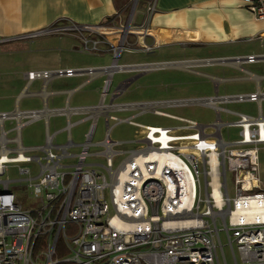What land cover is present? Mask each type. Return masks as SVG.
I'll list each match as a JSON object with an SVG mask.
<instances>
[{"label": "built area", "instance_id": "built-area-1", "mask_svg": "<svg viewBox=\"0 0 264 264\" xmlns=\"http://www.w3.org/2000/svg\"><path fill=\"white\" fill-rule=\"evenodd\" d=\"M136 1L132 0L124 22L65 21L29 34L74 35L82 51L108 53L110 62L26 74L28 80L76 74H84L88 80L103 74L98 104L71 109L87 112L91 122L71 164L63 162L71 156L69 138L57 145L54 134L47 131L44 145H23L22 127L43 117L44 111L15 108L0 112V175L8 163H35L38 167L35 174L29 167H18L25 177L17 181L25 182L28 194L38 202L32 209H24L10 190L14 180L0 179V264H264V179L258 167L259 151H264V116L226 106L241 101L259 103L264 92L103 103L107 95L112 100L121 92L116 88L110 93L114 73L151 68L118 62L124 51L139 49L133 43L150 48L142 42L149 31L132 23ZM243 2L257 19L264 20V0ZM153 7L150 4L149 9ZM257 59L260 57L248 55L232 60ZM187 103L213 108L214 120L200 123L159 109L165 104ZM128 109H138L137 114L151 111L179 124H143L134 120L137 114L124 118L110 114L111 110ZM98 114L104 117L105 132L94 143ZM6 120L12 125L8 130ZM109 120L126 122L138 131L129 141L112 140ZM70 126L68 122V130ZM11 131L13 137H9ZM126 143L135 145L128 150L116 148ZM93 145L101 149L90 152ZM34 150L40 153L31 154ZM121 156L114 166L113 160ZM88 158L94 161L87 162Z\"/></svg>", "mask_w": 264, "mask_h": 264}, {"label": "crops", "instance_id": "crops-1", "mask_svg": "<svg viewBox=\"0 0 264 264\" xmlns=\"http://www.w3.org/2000/svg\"><path fill=\"white\" fill-rule=\"evenodd\" d=\"M131 3L132 0H0V44L31 40L41 35L29 36V34L46 29L58 22L71 21L77 24H98L111 20L124 22L131 11ZM150 4L154 5L152 10L149 9ZM132 23L149 31L148 35L143 37L142 42L150 48L140 50L155 53V50L159 51L163 47L178 46L175 47L176 50L167 51L169 53H165L166 51L159 53L160 57H169L168 59L175 62L155 63L158 65L157 67L176 65L182 71L206 78L211 82L214 93L218 94L221 86L226 89L229 83L234 82L248 84L243 93L264 92V58H261L264 56V20L257 19L246 8L243 0H137L133 10ZM61 35H68L79 41L74 35ZM145 39H150V43H146ZM177 48H182V51L188 53L181 54ZM102 54L108 55L109 59L108 53ZM162 54H168V56H162ZM248 55H256L260 59L254 62L242 60L239 63L232 60ZM107 64H109V60ZM254 66L257 69L250 70V67ZM137 77L139 75L129 77L121 82L116 87L121 90L116 98L121 96ZM55 78L57 77L48 80L41 78L31 80L41 82L42 85L39 91L33 92L31 95L40 94L42 97L38 110L45 112L44 116L40 118L46 120V128L48 129V119L51 115L63 114L71 125L69 120L71 115L83 114L78 122L90 121L87 112H73L71 109L95 106L100 99L92 104L72 105L71 97L93 79L99 80L100 86L103 74H97L88 80L84 74H76L71 77L62 76V78L76 79L78 85H72L66 89L52 88L47 91L45 87ZM113 78L114 74L111 78L110 93L116 89L112 88ZM22 93L24 92L22 91ZM66 93L68 96L64 103L55 104L54 99L49 101V98ZM115 99L113 96L111 100L110 95H107L103 103L112 101L114 104ZM262 102L264 99H261L259 103L251 102L255 103V112L243 113L256 115L260 112L264 116ZM164 106L179 105L165 104ZM15 108L20 110L19 103L15 104L13 109ZM111 112L114 110H111L110 114H112ZM100 116L102 115L98 114L97 119ZM70 127L68 138L73 144L67 148L71 156L66 158L64 163L65 161L68 163H71L70 160L74 161L75 154L79 149V143L72 140ZM56 133H53L54 137ZM73 147H77V151L70 152L69 149Z\"/></svg>", "mask_w": 264, "mask_h": 264}, {"label": "rangeland", "instance_id": "rangeland-1", "mask_svg": "<svg viewBox=\"0 0 264 264\" xmlns=\"http://www.w3.org/2000/svg\"><path fill=\"white\" fill-rule=\"evenodd\" d=\"M130 42L133 38L129 37ZM146 43H150V39H145ZM133 47L142 48L143 45H136ZM178 46H167L161 50H155V53H150L144 50L132 49L124 51L118 59L119 64H155L162 61H169V57H160L159 53H169L167 51L175 49ZM176 50V49H175ZM178 52L188 53L178 49ZM176 52V51H175ZM171 55V54H169ZM168 56V54H162ZM110 62L108 55H95L87 51H82L80 43L76 38L68 35L60 34H46L34 37L31 40H18L0 44V112H10L16 103H19L20 110H38L41 105L42 97L40 94L31 95L33 92L39 91L42 87L41 82L31 81L26 78V74L30 71H53L65 68H85V67H100ZM158 66V65H157ZM257 68L250 67L254 71ZM139 75L128 86L126 91L115 99V103H133L146 101H168L178 99H194L212 96L214 94L211 82L203 77H198L190 72L180 70L176 65H165L157 68H152L145 72L130 70L114 73L112 88H116L121 82L129 77ZM87 77V76H86ZM40 78H36L38 80ZM83 80V79H82ZM78 85L76 79H67L57 77L47 84L46 90L50 89H66L72 85ZM244 82L229 83L226 89L219 88V94H237L243 93L247 89ZM101 86V85H100ZM99 80L93 79L84 85L79 92L74 93L71 97L72 105H87L97 102L99 99L98 89ZM24 92L21 94V92ZM26 93V94H25ZM67 93L56 95L49 98V101L54 99L55 104L64 103L67 98ZM57 106V105H56ZM226 106L236 112H255V103L241 101L228 103ZM264 107V102H262ZM160 110L165 113L189 118L200 123H210L215 118V111L213 108L197 103L179 105V106H164ZM138 109H128L124 111H114L112 114L119 118L128 117L132 114H137ZM83 117V114H76L70 116V133L72 140L76 143L85 140V133L88 131L90 121L78 122ZM224 118V116H221ZM229 119H234L233 115H229ZM136 122L151 125L173 126L179 124V121L173 118L159 116L153 114L151 111H146L137 114L134 118ZM5 129L8 130L10 120L5 121ZM110 138L118 141H129L133 139L138 129L126 122L115 123L109 120ZM10 126V127H9ZM53 134L57 132L53 143L63 145L68 140V119L63 114L51 115L48 119V129L43 118L35 119L25 124L21 129V138L24 146H41L46 140V132ZM105 132V120L100 116L96 121V126L93 134V142L96 143L103 138ZM15 135L14 131L9 133V137ZM134 143H126L116 146L118 149H132ZM77 147L70 148V152L77 151ZM101 149L100 146L93 145L90 147V152H97ZM31 154H39V150L30 152ZM259 174L264 179V151H259L258 155ZM121 157L113 160L114 166H117ZM93 159V160H92ZM96 159V158H95ZM100 162L103 160L97 158ZM94 161V158H88L87 162ZM72 163L73 160H70ZM67 164L68 162L65 161ZM68 163V164H71ZM29 167L31 174H35L38 167L35 163H8L5 164V172L0 175V179L14 180L10 183V190L16 194L21 201L24 209H32L37 206V200L33 199L28 194V189L24 186L25 182L17 181V179L25 177V175L18 172V167ZM230 180L228 176L229 194L232 196L233 191L230 188ZM228 256V252L226 251Z\"/></svg>", "mask_w": 264, "mask_h": 264}, {"label": "water", "instance_id": "water-1", "mask_svg": "<svg viewBox=\"0 0 264 264\" xmlns=\"http://www.w3.org/2000/svg\"><path fill=\"white\" fill-rule=\"evenodd\" d=\"M205 61H206V60H205ZM148 66H150L151 68H153V67H155V66L157 67L156 64H155V65L152 64V65H148Z\"/></svg>", "mask_w": 264, "mask_h": 264}]
</instances>
